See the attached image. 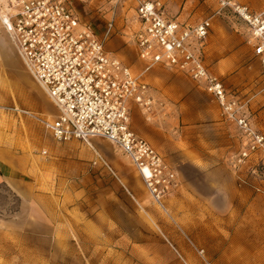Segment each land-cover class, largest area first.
<instances>
[{
    "label": "rangeland",
    "instance_id": "374dc122",
    "mask_svg": "<svg viewBox=\"0 0 264 264\" xmlns=\"http://www.w3.org/2000/svg\"><path fill=\"white\" fill-rule=\"evenodd\" d=\"M13 1L0 0V35L9 47L7 55L5 51L0 55V104L16 103L35 115L48 116L55 113V107L26 70L1 22L2 16L11 14ZM160 1L170 16L180 20L193 23L205 18L203 0ZM67 2L100 35L113 8L117 32L106 42V48L119 54L136 74L143 72L145 64L125 29L133 21L135 0L117 4L115 0ZM7 77L14 84L15 96L3 88ZM142 77L151 85L149 77L184 75L157 66ZM155 99L154 121L146 122L136 109L133 125L136 131L151 136L155 132L148 125H156L163 132L161 140L177 147L174 156L166 158L178 170L182 187L166 199L164 208L152 199L130 159L110 142L94 139V148L80 141L59 143L33 114L0 109L1 131L12 132L21 139L30 129L35 138L49 137L59 145L57 152H50L47 147L31 149V154L38 153L51 163H44L46 170L37 177L16 183L0 177V264H264L262 217L254 218L256 239L250 243L253 248L247 250V243L229 241L235 231L246 233V218L236 215L232 203L226 209L230 201L223 196L206 200L188 184L198 181L197 170L180 158L188 147L184 142L188 136L182 133L177 108L166 100L161 103ZM96 151L112 170L100 162L94 163ZM233 154L234 151L225 158L229 171ZM207 250L224 252L219 258H209ZM188 252L197 258L186 257ZM239 253L243 255L236 256Z\"/></svg>",
    "mask_w": 264,
    "mask_h": 264
},
{
    "label": "built area",
    "instance_id": "2783aa9c",
    "mask_svg": "<svg viewBox=\"0 0 264 264\" xmlns=\"http://www.w3.org/2000/svg\"><path fill=\"white\" fill-rule=\"evenodd\" d=\"M135 1L133 21L125 29L145 64L141 74L106 48V42L117 32L113 8L100 35L91 23L82 21L67 0H14L11 14L2 16L1 22L55 113L35 115L16 103L0 104V109L33 114L59 143L80 141L94 148V139L110 142L130 159L152 199L164 208L182 181L165 155L133 125L135 109L147 121L155 116L156 99L142 75L161 66L202 85L219 102L224 115L236 122L241 138L240 148L229 159L231 168L239 176L264 179V133L252 127L244 105L230 96L224 81L206 64L212 17L190 23L170 16L160 0ZM217 3L215 14L231 13L246 24L264 68V8L255 11L238 0ZM97 162L112 170L98 152Z\"/></svg>",
    "mask_w": 264,
    "mask_h": 264
},
{
    "label": "crops",
    "instance_id": "0c3cea01",
    "mask_svg": "<svg viewBox=\"0 0 264 264\" xmlns=\"http://www.w3.org/2000/svg\"><path fill=\"white\" fill-rule=\"evenodd\" d=\"M238 1L255 11L264 8V0ZM201 8L204 17H212L213 22L206 41V64L211 72L224 81L230 96L240 100L244 105L243 111L252 127L264 133V68L255 53L254 42L251 41L246 24L231 13L215 14L218 9L217 0H203ZM5 31L9 36L6 28ZM10 44L14 48L11 39ZM3 51L7 55L9 47L5 37L0 35V55ZM149 78L154 97L163 103L168 101L177 108L182 133L188 136L184 140L188 147L180 153V158L198 172V181H190L188 184L203 194L206 200L213 198L216 200L219 196L228 199L230 202L225 208L230 209L232 203L236 215L247 220L246 233L235 231L236 233L230 235L229 241L245 242L247 250L253 248V244L250 243H254L256 239L254 218L259 215L264 221V179L239 176L230 165L232 172L227 169L225 158L241 146L236 122L228 119L219 102L202 85L191 79L185 76ZM13 85L8 77L3 80V88L15 96ZM154 118L146 122L152 123ZM148 126L153 127L154 136L143 131L139 133L148 138L165 157L174 156L173 150L177 147L169 141L165 143L161 140L163 132L159 127L153 124ZM16 132L18 133V130ZM25 136L23 133L22 138L18 139L12 132L0 130V177L7 182L28 181V178H35L42 170H46L44 163L47 166L51 164L50 161L40 158L38 153L31 154V149L47 147L50 152H57L59 149L55 140L49 137L35 138L30 129ZM21 145L26 146V149ZM225 170H228V173ZM222 173H226L227 176ZM227 178L228 180L224 181ZM228 194H231V198L230 196L226 198ZM215 208H218L217 204ZM223 252L214 253L207 250L206 255L209 258H219ZM242 255L239 253L236 256ZM186 257L197 258V255L188 252Z\"/></svg>",
    "mask_w": 264,
    "mask_h": 264
},
{
    "label": "bare ground",
    "instance_id": "6f19581e",
    "mask_svg": "<svg viewBox=\"0 0 264 264\" xmlns=\"http://www.w3.org/2000/svg\"><path fill=\"white\" fill-rule=\"evenodd\" d=\"M15 48V47H14ZM16 50V49H15ZM18 55V54H17Z\"/></svg>",
    "mask_w": 264,
    "mask_h": 264
}]
</instances>
